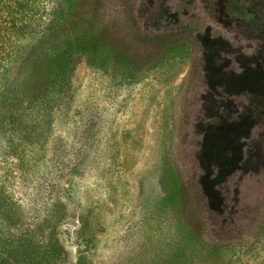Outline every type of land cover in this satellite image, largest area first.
<instances>
[{
    "label": "rangeland",
    "instance_id": "rangeland-1",
    "mask_svg": "<svg viewBox=\"0 0 264 264\" xmlns=\"http://www.w3.org/2000/svg\"><path fill=\"white\" fill-rule=\"evenodd\" d=\"M215 2L163 0L148 25L136 13L151 35L198 17L203 52L185 46L129 71L105 52L80 57L67 91L31 103L30 57L56 1L28 0L27 35L9 33L0 50V236L54 235L60 264H264V3L227 20ZM69 5L50 47L123 34L130 19L127 0ZM192 178L214 221L195 241L176 193Z\"/></svg>",
    "mask_w": 264,
    "mask_h": 264
},
{
    "label": "trees",
    "instance_id": "trees-1",
    "mask_svg": "<svg viewBox=\"0 0 264 264\" xmlns=\"http://www.w3.org/2000/svg\"><path fill=\"white\" fill-rule=\"evenodd\" d=\"M55 1L56 4L52 12L54 17L51 24L35 43L36 46L43 45V48L37 47V50L33 51L30 57L36 63L30 72L32 75L36 67V75L34 74V78L33 80L30 79V82L37 90L31 97V103L37 102L41 95L46 94L47 91L48 95L52 92L53 95L57 96L67 91L70 76L80 57L85 56L91 61H98L99 55L105 52L125 71H129L138 67L143 68L156 62L162 56L167 57L172 53L175 54L183 50L185 46H194L199 50V53L203 52L201 42L198 39L200 32L197 29L198 17L193 18L183 27L169 30L163 34L151 35L144 31L136 13H139L148 25L158 15L163 0H140L139 11L134 9L131 0H127L126 6L131 13L123 34L120 32L119 35L113 36L108 29H99L96 33H91L88 36L83 35L80 39L72 38L65 43L50 47L48 46L49 38L57 31L62 19L66 17L64 16V9L61 7L63 0ZM66 1L70 4L68 10L72 7L73 10V4L76 0ZM248 1L216 0L214 16L217 18L222 13L223 18L228 14L227 20L239 19L243 15L242 8ZM259 1L264 3V0ZM2 2L7 10L4 24H7L8 27L6 26L3 30L0 29V50H4L6 44L4 41L6 36H10L9 33L26 36L27 31H29V26L25 23L26 17L20 15L28 6V0H0V3ZM1 11L3 10L0 8V13ZM244 23L252 31L260 32L263 30V25L251 16ZM200 66V63L196 66L198 70L196 77L199 75ZM193 182L194 179L192 178L186 185L177 183L176 193L179 196L178 202L182 207L187 208L189 219L185 225L192 236L191 239L195 241L198 240L200 233L209 230L210 223L214 221L208 216V208H206L203 197L196 192ZM5 216V210H2L1 227H4L3 223H6ZM58 219L54 221H58ZM3 237L0 236V264H60L66 259V252L54 235L45 239L40 238L36 231H31L18 237L10 236L7 239ZM85 262L86 258L80 256L75 264H86Z\"/></svg>",
    "mask_w": 264,
    "mask_h": 264
}]
</instances>
